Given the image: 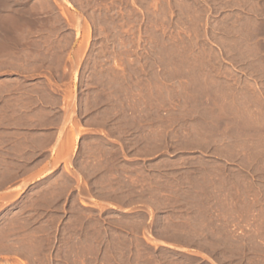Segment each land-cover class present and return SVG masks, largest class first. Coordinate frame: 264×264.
Returning <instances> with one entry per match:
<instances>
[{
  "label": "rangeland",
  "instance_id": "1",
  "mask_svg": "<svg viewBox=\"0 0 264 264\" xmlns=\"http://www.w3.org/2000/svg\"><path fill=\"white\" fill-rule=\"evenodd\" d=\"M0 14L27 20L0 41V264H264V0ZM44 52L77 66L41 73L67 81L75 126L64 165L29 183L9 162L8 84Z\"/></svg>",
  "mask_w": 264,
  "mask_h": 264
},
{
  "label": "crops",
  "instance_id": "2",
  "mask_svg": "<svg viewBox=\"0 0 264 264\" xmlns=\"http://www.w3.org/2000/svg\"><path fill=\"white\" fill-rule=\"evenodd\" d=\"M64 46L63 44L57 49L62 50ZM61 54H56L60 58L59 63H49L48 54H42L38 60H34L33 66H28L23 60L22 65H16L17 68L13 69L19 73V77L8 84V121L11 136L9 162L22 166L20 175L29 183L64 165L66 135L70 134V127L75 126L73 107L66 101L68 93L71 92L67 81L53 79L49 82L47 76L41 74L76 71V65L65 62L67 53ZM29 72L39 74L32 80H26L30 77L27 74ZM1 93L0 91V95ZM1 111L5 112V109ZM16 174L17 171L14 170V176Z\"/></svg>",
  "mask_w": 264,
  "mask_h": 264
},
{
  "label": "bare ground",
  "instance_id": "3",
  "mask_svg": "<svg viewBox=\"0 0 264 264\" xmlns=\"http://www.w3.org/2000/svg\"><path fill=\"white\" fill-rule=\"evenodd\" d=\"M9 5V4H8ZM39 7V6H38ZM19 10V9H18ZM32 13V12H31ZM13 14V13H12ZM18 14V13H17ZM27 14V13H26ZM33 14V13H32ZM25 15V14H24ZM31 15V14H30ZM27 16V15H25ZM14 17V16H13ZM19 19V18H18ZM30 20V19H29ZM47 22V21H46ZM27 24V20L25 18H21L19 20L13 19L10 14H0V41L3 43V40L5 42L10 39H15L17 35V31L19 29L24 28V26ZM35 24V23H34ZM38 26V25H36ZM34 27V25H33ZM39 28V27H38ZM33 29V28H32ZM25 30V29H23ZM32 32V31H31ZM39 34V33H38ZM42 34V33H41ZM18 36V35H17ZM31 37V36H30ZM43 37V36H42ZM18 38V37H17ZM21 39V38H20ZM39 39V38H38ZM37 39V40H38ZM19 41V40H18ZM17 41V42H18ZM41 41V40H40ZM23 42V41H22ZM26 41H24L22 44H24ZM27 43V42H26ZM30 43V42H29ZM8 45V44H7ZM30 45V44H29ZM28 48V47H27ZM26 48V49H27ZM36 48V47H35ZM18 49V48H17ZM24 49V48H23ZM7 50V49H6ZM4 51L0 52V67L5 68L6 65H12V60L10 57L5 53ZM13 52V51H12ZM9 53V52H8ZM15 53V52H14ZM26 53V52H25ZM45 54V52H44ZM30 55V54H29ZM15 56V55H14ZM27 56V55H26ZM41 56V54H40ZM29 58V57H28ZM39 62V61H38ZM14 63V62H13ZM44 64V63H43ZM22 65V64H21ZM13 66V65H12ZM40 66V64H39ZM7 67V66H6ZM37 67V66H36ZM17 68V67H16ZM24 68V67H23ZM22 69V68H21ZM29 70V68H28ZM36 70V69H35ZM19 71V70H18ZM31 71V70H30ZM2 84V83H1ZM6 84V83H5ZM14 84V83H13ZM17 85V84H16ZM21 86V85H20ZM20 88V87H19ZM24 90V89H23ZM6 93V92H5ZM9 93V92H8ZM16 93V92H15ZM21 94V93H20ZM19 97V96H18ZM6 100V99H5ZM16 101V99L14 100ZM4 104V103H3ZM11 105V104H10ZM6 107V106H5ZM1 112V111H0ZM16 112V111H15ZM13 113V112H11ZM1 114V113H0ZM5 115V114H4ZM11 115V114H10Z\"/></svg>",
  "mask_w": 264,
  "mask_h": 264
}]
</instances>
